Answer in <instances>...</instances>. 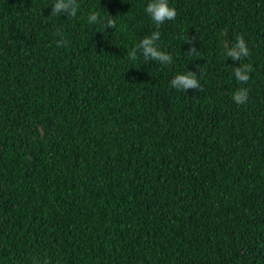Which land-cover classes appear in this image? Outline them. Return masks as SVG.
<instances>
[{"label":"trees","instance_id":"obj_1","mask_svg":"<svg viewBox=\"0 0 264 264\" xmlns=\"http://www.w3.org/2000/svg\"><path fill=\"white\" fill-rule=\"evenodd\" d=\"M77 2L0 0V264H264V0Z\"/></svg>","mask_w":264,"mask_h":264},{"label":"clouds","instance_id":"obj_2","mask_svg":"<svg viewBox=\"0 0 264 264\" xmlns=\"http://www.w3.org/2000/svg\"><path fill=\"white\" fill-rule=\"evenodd\" d=\"M79 8L77 0H55L52 6L51 15L57 16L62 13H66L68 18L75 17ZM146 13L151 17L155 24L160 25L166 20H174L177 13L173 7L169 6L168 0H150L146 9ZM98 13H90L88 16L89 23H97ZM106 28H115L116 23L114 17L110 16L104 24ZM160 39V33L158 31L153 32L150 36L144 37L137 48H134L130 53L129 57L135 61L137 59V51H141L145 60H154L162 64H170L172 62L171 55L160 50L157 45V41ZM58 46L61 41L57 42ZM66 44V43H65ZM191 51H195V47L191 48ZM249 55L246 42L242 36L237 37V42L230 49H226V56L230 57L233 61H238L242 57ZM248 65L237 67L234 70L236 79L241 83H247L250 71ZM196 74L192 71L186 73L177 74L171 80V86L178 91H187L189 89H199L200 84L196 78ZM248 92L245 88L237 89L233 94V99L237 104L245 103L247 100Z\"/></svg>","mask_w":264,"mask_h":264}]
</instances>
